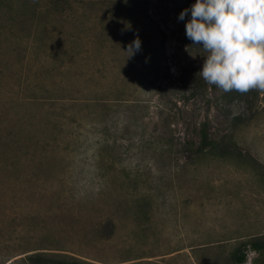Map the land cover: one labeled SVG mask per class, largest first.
<instances>
[{"label":"rangeland","instance_id":"374dc122","mask_svg":"<svg viewBox=\"0 0 264 264\" xmlns=\"http://www.w3.org/2000/svg\"><path fill=\"white\" fill-rule=\"evenodd\" d=\"M54 1L0 0V264H229L264 238V91L204 82L194 2ZM204 121L234 158L196 156Z\"/></svg>","mask_w":264,"mask_h":264},{"label":"clouds","instance_id":"9594fccd","mask_svg":"<svg viewBox=\"0 0 264 264\" xmlns=\"http://www.w3.org/2000/svg\"><path fill=\"white\" fill-rule=\"evenodd\" d=\"M186 37L206 58L199 75L223 93L264 91V0H196L184 9ZM141 49L139 37L127 50Z\"/></svg>","mask_w":264,"mask_h":264},{"label":"trees","instance_id":"16d2710c","mask_svg":"<svg viewBox=\"0 0 264 264\" xmlns=\"http://www.w3.org/2000/svg\"><path fill=\"white\" fill-rule=\"evenodd\" d=\"M57 1V0H56ZM54 1V3L56 2ZM67 2H72L73 0H65ZM76 1V0H74ZM81 1V0H78ZM191 2H196V0H190ZM125 5L126 8H130L132 5V0H118ZM150 53L153 52L151 49ZM151 53L150 55H152ZM199 134H200V143L195 149L196 156L203 157L207 154H212L215 156L223 158H234L237 154L236 144L225 143L221 140H214L210 137L209 129L207 122L199 123ZM250 247L257 251L260 255H264V238L253 239L249 243H243L235 247V249L228 256L229 264H244L248 257L246 252V246ZM27 264H90L85 261H81L77 258L69 259L66 256L49 254L46 252H31L25 255L23 258Z\"/></svg>","mask_w":264,"mask_h":264}]
</instances>
